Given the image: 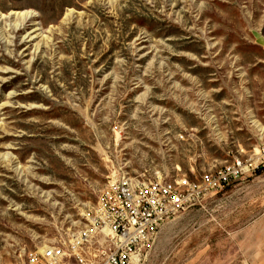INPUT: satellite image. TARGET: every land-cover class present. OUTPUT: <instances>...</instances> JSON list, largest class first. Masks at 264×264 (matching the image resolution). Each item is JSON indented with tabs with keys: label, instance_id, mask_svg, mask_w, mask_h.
Masks as SVG:
<instances>
[{
	"label": "rangeland",
	"instance_id": "rangeland-1",
	"mask_svg": "<svg viewBox=\"0 0 264 264\" xmlns=\"http://www.w3.org/2000/svg\"><path fill=\"white\" fill-rule=\"evenodd\" d=\"M262 139L264 0H0V264L83 225L111 176L199 181ZM260 231L264 166L141 264H254Z\"/></svg>",
	"mask_w": 264,
	"mask_h": 264
},
{
	"label": "built area",
	"instance_id": "built-area-1",
	"mask_svg": "<svg viewBox=\"0 0 264 264\" xmlns=\"http://www.w3.org/2000/svg\"><path fill=\"white\" fill-rule=\"evenodd\" d=\"M263 166L264 139L245 159L234 158L199 181L185 176L142 181L120 175L83 215V225L29 252L26 264H141L163 222Z\"/></svg>",
	"mask_w": 264,
	"mask_h": 264
},
{
	"label": "crops",
	"instance_id": "crops-1",
	"mask_svg": "<svg viewBox=\"0 0 264 264\" xmlns=\"http://www.w3.org/2000/svg\"><path fill=\"white\" fill-rule=\"evenodd\" d=\"M261 232L255 235V249L253 250L254 264H264V242L262 239ZM258 241V244H257Z\"/></svg>",
	"mask_w": 264,
	"mask_h": 264
},
{
	"label": "bare ground",
	"instance_id": "bare-ground-1",
	"mask_svg": "<svg viewBox=\"0 0 264 264\" xmlns=\"http://www.w3.org/2000/svg\"><path fill=\"white\" fill-rule=\"evenodd\" d=\"M8 14H10L12 16H15V17H22V16L23 17H29V12H10ZM23 17H22V19H23ZM36 29H33V30L29 31L30 33H28L27 36L25 37L27 41H31L33 38H35L36 35H33V32ZM111 178H112V180H114L115 179V176H111Z\"/></svg>",
	"mask_w": 264,
	"mask_h": 264
}]
</instances>
